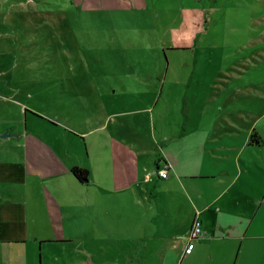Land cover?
<instances>
[{"label": "rangeland", "instance_id": "374dc122", "mask_svg": "<svg viewBox=\"0 0 264 264\" xmlns=\"http://www.w3.org/2000/svg\"><path fill=\"white\" fill-rule=\"evenodd\" d=\"M147 1V10L129 12L134 22L94 15L91 24L73 18L71 0H0L12 24L0 58V143L18 155L11 168L0 163V197L10 207L50 202L48 191L59 186L62 170L53 141L78 139L74 128L99 121L106 107L139 105L138 113L116 116L119 127L110 132L144 147L182 121L247 122L264 131V0ZM116 74L151 76L158 83L155 99L148 91L131 92L127 82L107 94ZM27 138L41 144L32 147L34 155L29 146L24 160L17 146ZM90 214L86 239L54 248L65 253L58 263L133 264V242L107 237ZM157 247L145 250L141 264L162 262Z\"/></svg>", "mask_w": 264, "mask_h": 264}, {"label": "crops", "instance_id": "0c3cea01", "mask_svg": "<svg viewBox=\"0 0 264 264\" xmlns=\"http://www.w3.org/2000/svg\"><path fill=\"white\" fill-rule=\"evenodd\" d=\"M71 4L73 18L91 20V24L97 22L94 15L134 22L129 12L149 7L147 0H71ZM9 16L0 13V58L6 54L3 46L11 35ZM110 78L114 89L106 90L107 94L118 86L124 90L123 82H127L133 86L131 92L148 91L155 99L158 83L149 75ZM140 110L138 104L129 110L106 107L95 117L99 121L74 128L77 134H72L80 135L78 139L53 141L52 150L62 170L57 176L59 186L48 191L50 202L21 201L10 207L0 197V264H62L58 261L64 250L60 253L54 248L73 245L76 238L86 239L93 226L88 222L91 211L107 237L133 242V264H141V255L150 246L154 250L157 243L160 264L172 256L170 264H264V131L247 122L182 121L175 128L166 126L161 138L147 147L110 132L119 127L116 116ZM253 132L260 135L259 143L250 140ZM94 133L98 136L90 137ZM5 144L0 143V163L11 168L18 155ZM40 144L39 140H20V158L28 157L29 146L34 155L32 147ZM142 156L153 166L144 165L147 161ZM75 165L88 170L86 178L72 173ZM158 166H167L166 178L158 175ZM196 213L202 234L184 256ZM36 244L39 250L35 251ZM72 263L89 264L91 259Z\"/></svg>", "mask_w": 264, "mask_h": 264}, {"label": "built area", "instance_id": "2783aa9c", "mask_svg": "<svg viewBox=\"0 0 264 264\" xmlns=\"http://www.w3.org/2000/svg\"><path fill=\"white\" fill-rule=\"evenodd\" d=\"M157 173L159 176L166 178L168 176L167 166H162L157 168ZM201 220L199 218V213L194 215L192 220L191 227L187 233L189 241L184 247L183 255L186 256L189 254L193 248V240L198 238L202 234V225Z\"/></svg>", "mask_w": 264, "mask_h": 264}, {"label": "trees", "instance_id": "16d2710c", "mask_svg": "<svg viewBox=\"0 0 264 264\" xmlns=\"http://www.w3.org/2000/svg\"><path fill=\"white\" fill-rule=\"evenodd\" d=\"M250 140L251 141H255L256 143H259L261 141V137H260V135L257 132H253L251 134V139ZM71 170H72V173L76 177H78L80 179L86 178V176L88 175V170L87 169L82 168V167L77 166V165L73 166Z\"/></svg>", "mask_w": 264, "mask_h": 264}, {"label": "water", "instance_id": "95a60500", "mask_svg": "<svg viewBox=\"0 0 264 264\" xmlns=\"http://www.w3.org/2000/svg\"><path fill=\"white\" fill-rule=\"evenodd\" d=\"M2 137H7L8 136V131H5L4 133L1 134Z\"/></svg>", "mask_w": 264, "mask_h": 264}]
</instances>
